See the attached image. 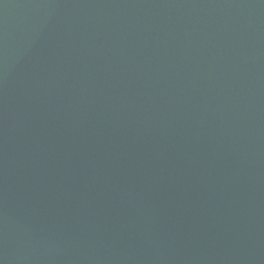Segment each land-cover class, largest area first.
<instances>
[{"label":"water","instance_id":"obj_1","mask_svg":"<svg viewBox=\"0 0 264 264\" xmlns=\"http://www.w3.org/2000/svg\"><path fill=\"white\" fill-rule=\"evenodd\" d=\"M0 264H264V0H0Z\"/></svg>","mask_w":264,"mask_h":264}]
</instances>
